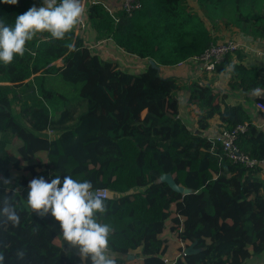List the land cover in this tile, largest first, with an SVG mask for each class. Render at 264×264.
Listing matches in <instances>:
<instances>
[{"label":"trees","instance_id":"1","mask_svg":"<svg viewBox=\"0 0 264 264\" xmlns=\"http://www.w3.org/2000/svg\"><path fill=\"white\" fill-rule=\"evenodd\" d=\"M187 1L143 0L130 16L123 11L113 15L101 0H89L85 15L97 38L163 66L177 65L217 42L205 19L264 39V0H196L195 10ZM34 3L41 0H0V18L14 24L16 15ZM75 28L62 39L37 32L23 55L0 62L1 77L11 83H0V175L9 177L11 166H19L9 151L16 139L25 143L31 131L51 130L55 136L47 156L52 167L41 175L69 174L109 190L100 219L112 227L108 251L118 264H128V254L138 248L135 256L143 257V264H243L262 253L264 164L220 161V147L211 149L203 132L213 117L219 130L246 124L235 144L248 157L264 159V111L256 106L264 96L250 94L264 89V64L248 65L239 49L216 65V71L229 74L228 91L245 93V101L228 103V91L191 81L188 101L201 110L195 132L179 116L178 77L164 76L150 63L134 73L87 53ZM59 59L62 63L55 64ZM101 71L107 81L86 89ZM16 101H21L18 109ZM163 173L192 191H174L160 181ZM10 187L0 185V199L9 197L16 204L21 222L0 219V264H90L69 244L54 241L58 221L32 212ZM173 212V231L183 230L184 218L182 238L190 237L201 249L166 263L167 245L158 235L160 223Z\"/></svg>","mask_w":264,"mask_h":264},{"label":"clouds","instance_id":"2","mask_svg":"<svg viewBox=\"0 0 264 264\" xmlns=\"http://www.w3.org/2000/svg\"><path fill=\"white\" fill-rule=\"evenodd\" d=\"M84 11V0H41L38 5L34 3L18 13L14 24L0 18V62L8 64L15 56L23 55L26 42L37 32L47 31L53 38L62 39L81 23ZM261 91L256 87L252 94L259 95ZM10 182L9 177H0V185ZM25 201L32 212L42 217L50 214L58 221L63 240L78 248L90 264H118L108 251L112 227L100 219L106 201L92 181L75 179L69 174L50 179L34 176L28 181ZM0 219L13 225L21 222V212L9 197L0 199Z\"/></svg>","mask_w":264,"mask_h":264},{"label":"crops","instance_id":"3","mask_svg":"<svg viewBox=\"0 0 264 264\" xmlns=\"http://www.w3.org/2000/svg\"><path fill=\"white\" fill-rule=\"evenodd\" d=\"M102 2L105 5L110 6L111 8H114V9L118 8V0H104ZM194 4L196 5V3H194ZM75 32L78 36H80L81 38L84 39V43L86 46H88L89 48H94V49L100 50L99 52H94V53L100 54V56L104 59L110 60V58L111 59L116 58L118 55L122 56V55L128 54L122 48L118 47L111 39H107V38L106 39H99V38L97 39L96 32L91 28V26L89 25V22L86 24V27H84V28L76 26ZM91 32H92V35L94 34L95 38L97 39V42H95V43H90V41H88L91 37ZM241 36H244V34ZM106 44L108 45V49L104 48V46ZM140 60H141V68L143 69L142 70V72H143L149 63V60H147V59H140ZM159 66H160V72L162 71V69H165L164 73L161 72L164 76H176L180 80H183V82H185V85L190 84L191 81H193V80H199L203 84H210L211 86H213L215 88L217 87L218 89H216V90H220L224 93H226L228 91L227 79H228L229 74L227 71H223V72H218L216 70L206 71V70L201 69L200 65H198L197 63H195L191 60H187L181 65H174V66L159 65ZM221 81H222V83H221ZM0 83L1 84H11V83L7 82L3 77H1V75H0ZM180 90H181V88L178 91H180ZM261 90L262 91L259 95L264 96V89H261ZM187 93L188 94L186 95L185 102H181V99L178 96V98H179V116L188 125L189 128H191L192 130L196 128L195 132H198L199 131L198 124H197L198 114L192 113V111H191L192 108L196 107V105H195L196 103L192 104L194 102H190V103L188 102V97L190 94L188 89H187ZM250 94L252 95V92ZM246 96L247 95L243 92H239V91H235V92L230 91L229 92L228 91V95H227V98L225 101L228 103H236L239 101H245ZM196 109H198V108L196 107ZM190 120L192 121V123L191 122L189 123ZM219 129L220 128L218 126V118L213 117L210 119L209 129L204 131L203 135L204 136L217 135ZM54 136H55L54 133L51 132L50 130H46V131H34L33 130V131H31V133H30V135H29V137L25 143H23L22 141L20 142L18 140H15V142H13L10 145L13 150L11 151L9 149V151L19 158L20 163H19V166L17 168H14L11 166L10 175H9L11 182L8 185H10V186L27 185L28 181L31 178H33V176H40L41 175L43 168L41 166V160L39 158L40 153L38 151L40 149L38 148V146L41 143H45L43 141L46 140V149H48L50 139H52ZM46 154H47V152H46ZM0 177H2V176L0 175ZM26 193H27V191L24 193L25 195L22 194L23 200L25 203H26L25 198L27 196ZM173 208H175L174 205H173ZM174 216H176L175 212H173L168 218H166L165 221H163L162 225H165L167 227L165 229H167V230L161 232L158 235V238L164 239L167 243V250H166L165 254L163 255V258H167L169 260V262L174 261L177 257L184 254V249H185V247L188 246V245L187 246L184 245V242L182 240H180L179 242L176 241L177 237L174 236L173 233H171V229L174 228V225H173L174 224L173 223V217ZM183 220H184V218L181 219V221H183ZM60 233H61V229H60ZM176 233H177V231H176ZM54 241L56 242V238ZM64 243H66V242H64ZM139 251H140L139 248L135 249V250H131V254H133L134 256L131 259L127 260L128 264H143V257H141V256L136 257L135 256L136 253ZM256 256H257V259H255V260L263 259L264 258V251L260 254L252 255L250 258L245 260L244 264H246L249 260H254V258H256ZM256 264H259V263L256 262Z\"/></svg>","mask_w":264,"mask_h":264},{"label":"built area","instance_id":"4","mask_svg":"<svg viewBox=\"0 0 264 264\" xmlns=\"http://www.w3.org/2000/svg\"><path fill=\"white\" fill-rule=\"evenodd\" d=\"M97 1V0H94ZM86 3V0H84V4ZM143 6V0H118V8H111L110 6L106 5V7L109 9L110 13L113 15H116L118 11H123L128 15H133L134 12L141 9ZM85 11L83 15V19L81 23H79L77 26L83 28L85 26ZM118 19V17H116ZM256 47L254 48V51L258 53V55L262 56V59H264V49L262 47H259V43H264V39L256 38L250 39ZM248 50L250 47L248 45H243L239 41L236 40H230L225 39L222 41H217L215 43H212L210 46H208L201 54L192 56L190 59L198 65H200V68L206 71H214L216 68V65L221 63L225 60L227 55L231 53H235L237 50L243 48ZM185 61L179 62L177 65L183 64ZM256 106L261 110L264 111V101H257ZM263 125V123H262ZM246 128V124H239L233 129H226L221 128V130H218L217 135L212 136H206L212 143V148H216L217 145L220 147L221 151L219 153V159L220 161H233V162H240L245 164L246 166H254L257 163L258 164H264V159L258 160L255 158H250L247 155H245L243 152L240 151V149L235 144V138L237 136V133L239 130H244ZM51 131V130H50ZM52 132V131H51ZM46 179H50L52 177L51 171H49L47 174L43 175ZM15 192H18L20 194H24L28 190V184L27 185H14L11 186ZM99 190L102 197L109 196L110 192L106 188H96ZM166 263H169V260L167 258H163Z\"/></svg>","mask_w":264,"mask_h":264},{"label":"rangeland","instance_id":"5","mask_svg":"<svg viewBox=\"0 0 264 264\" xmlns=\"http://www.w3.org/2000/svg\"><path fill=\"white\" fill-rule=\"evenodd\" d=\"M86 1H89V0H86ZM101 1H104V0H101ZM196 3V0H188L187 1V6L190 8V9H198V7L194 4ZM85 26L86 27V24L88 23L87 19L85 18ZM208 27L211 29V31L213 32L214 35L217 36L218 40L217 41H222V40H225V39H230V40H236V41H239L241 44L243 45H248L250 48L248 50L241 48V50L245 53L246 55V58H245V62L248 64V65H252V64H255V63H258V64H264V59H262V56L258 55V53H256L254 51V48L256 47V45L250 40L251 38L253 39H256L252 36H249V35H246L244 34L238 27L236 26H226L224 23L222 22H218L216 25H213L210 21H208L207 19H205ZM83 27V28H84ZM241 32V33H240ZM244 36H241L243 35ZM98 39V38H97ZM97 39L95 38L94 34L92 35V32H91V37L88 41H90V43H95L97 42ZM261 39V38H260ZM260 46L259 47H262L264 49V43H259ZM104 48H107L108 49V45L106 44L104 46ZM100 50L98 49H94V48H89L88 46L85 45V52L87 53H91V54H94V52H99ZM100 55V54H99ZM110 60L114 61V62H117L119 67H121L122 69H125V70H128V71H131V72H134V73H140L142 72V68H141V60L140 58H138L137 56L133 55V54H125V55H118L116 58H113ZM145 62V61H144ZM62 63V60L59 59L55 62V64H61ZM146 63V62H145ZM165 69H162V73H164ZM107 78H108V74L105 72V71H101V72H98L96 74H94L92 76V78L90 79V81L88 82V84L85 86L86 89H92L93 86H94V83L97 82V81H101V82H106L107 81ZM222 83V81H221ZM220 84V83H219ZM224 84V83H223ZM221 85V84H220ZM189 88V84L188 85H185V82H183V80H181V90L177 92L178 96L180 97L181 99V102H185V99H186V95L188 94L187 93V89ZM215 88V87H214ZM215 89H218L217 87ZM221 93H223L221 91ZM189 102V101H188ZM190 103V102H189ZM21 104V101H16L14 103L16 109L19 108ZM43 104V103H41ZM192 104H195V103H192ZM196 107L198 109L195 108H192L191 111L192 113H196L199 115V112L201 111L199 106L197 104H195ZM192 123V121L190 120L189 123ZM196 129V128H195ZM195 129H193V131H196ZM18 141H20L19 139H16ZM15 142V141H14ZM21 142V141H20ZM43 142L45 143H41L38 148L40 149L38 152L40 153L39 155V158L41 160V166L43 168V171L51 166L52 167V164L49 162L48 160V156L46 154L47 152V149H46V140H44ZM9 149L12 151V147L9 146ZM51 164V165H50ZM34 177V176H33ZM9 186V185H8ZM25 195V194H24ZM27 195V193H26ZM166 220V219H165ZM164 220V221H165ZM181 224L183 226V230L181 231L180 228L179 230L176 232L173 231V229H171V233L174 234V236H176V241H180L182 240L184 242V245H190L194 240L191 239L190 237H187V239H183L182 238V233L184 234L185 231H184V228L186 226V222H185V219L183 221H181ZM160 225L162 226V232L167 230L165 228H167L165 225H162V223H160ZM174 227H175V224H173ZM207 229H205L206 231ZM65 241L63 240V237L61 235H58V237H56V243H58L59 245L60 244H63ZM70 245V244H69ZM165 245H167L166 241H165ZM71 246V245H70ZM73 247V246H72ZM78 253H79V250L78 248H75L73 247ZM136 254H139V252H137ZM114 255V254H113ZM116 255V254H115ZM257 259V256L256 258H254V260H249L246 264H256V262H258L259 264H264V258L263 259H258V260H255ZM263 261V262H262ZM244 264V263H243Z\"/></svg>","mask_w":264,"mask_h":264},{"label":"water","instance_id":"6","mask_svg":"<svg viewBox=\"0 0 264 264\" xmlns=\"http://www.w3.org/2000/svg\"><path fill=\"white\" fill-rule=\"evenodd\" d=\"M149 63L153 67H156L158 70H160L159 64H157V62L154 59H152V58L149 59ZM160 181L168 183V185L171 187V189H173L174 191L183 193V194L190 193L192 191L191 188L184 187V186L178 184L175 181V178H174V176L171 173H163V174H161ZM40 217H42V216H40ZM195 244H196V241H193L190 245L185 247L184 254H192V253H195V252L199 251L201 248H196ZM133 256L134 255L131 254V253L128 254V259H131Z\"/></svg>","mask_w":264,"mask_h":264}]
</instances>
